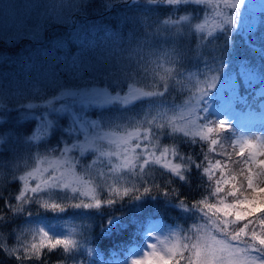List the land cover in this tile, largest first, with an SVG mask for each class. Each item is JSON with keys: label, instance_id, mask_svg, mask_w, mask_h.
<instances>
[{"label": "snow or ice", "instance_id": "snow-or-ice-1", "mask_svg": "<svg viewBox=\"0 0 264 264\" xmlns=\"http://www.w3.org/2000/svg\"><path fill=\"white\" fill-rule=\"evenodd\" d=\"M247 5L59 0L36 6L42 23L0 29V229H12L0 254L49 264L60 249L58 264H96L95 228L125 232L117 209L162 201L193 223L141 227L123 264H264V133H237L229 119L256 97L264 105V44L259 67L233 74ZM22 40L31 47L18 50ZM193 177L200 196L189 201L180 188ZM70 210L82 222L62 234L40 223Z\"/></svg>", "mask_w": 264, "mask_h": 264}, {"label": "trees", "instance_id": "trees-1", "mask_svg": "<svg viewBox=\"0 0 264 264\" xmlns=\"http://www.w3.org/2000/svg\"><path fill=\"white\" fill-rule=\"evenodd\" d=\"M251 1V0H248ZM59 2L58 1H52V0H44L43 3H54ZM99 3V0L96 2ZM163 15V14H158ZM261 15V13H255L251 10L250 6L247 5V8L243 12V20L247 21V24L245 25H251V28L255 25L257 19L255 17H258ZM12 19L15 21L17 26H19L23 22H27L28 20H31L34 24L42 23L43 22V16L41 14V11L32 9V12L30 14L22 15L20 12H14L12 14ZM261 19L258 21V26L255 31L251 30H242L240 36L243 37V40H240L239 38L236 39V50L238 52V55L240 59L237 62H234L232 64L233 71H235L238 68V64L240 63H255L257 67L261 64L260 59V46L264 44V30L261 29L260 25ZM149 23H152V20H148ZM12 22H9L6 20L3 23H0V29L5 28H11ZM249 36H251L252 41H254L253 44L249 43ZM249 43V44H248ZM163 47H167V45H162ZM196 43L195 39L193 38L192 43L190 45L191 49H195ZM31 47V44L27 40H22L20 42V47L18 50L23 51L25 49H28ZM3 44H0V50H2ZM259 50H257V49ZM210 52V48H205L204 53L207 55ZM194 55V53L190 52L189 56L191 57ZM195 63L193 60H189V66L191 64ZM5 68L3 65H0V71H4ZM10 70V68H9ZM15 86V85H13ZM224 96L227 98V96L230 94L227 89H221ZM258 91V89H257ZM174 96V102L176 104H181L183 101V96L179 94H173ZM260 103L259 97H256L252 102L250 107H256ZM242 108H247L248 106H241ZM239 109V107H237ZM170 141L168 138H164L162 140V143H169ZM181 148L183 151L187 152L189 149L181 145ZM196 178L193 177L192 183L188 187H181L180 191L183 195L187 196L189 201H192L194 199H198L200 196V193L197 191L196 188ZM8 190L12 193H15L17 191V188L15 185H9ZM231 199V198H229ZM56 213H46L44 214L45 218L40 222L42 226L46 225H52L53 229L56 233L62 234L64 229L71 228L73 226H78L82 221L78 217H73L72 211L70 210L68 213L62 214L65 218L64 219H58ZM116 215L120 216L122 215L124 219L122 222L126 225H128V229L125 232H122L120 234L114 233L110 238L103 237L100 235L99 228H95V244L91 245L92 247L96 248L98 252V256H93L91 259L96 261V264L99 263L98 258H104L109 260L118 258V255L123 256L122 254L126 248H130L133 246H136L138 244V238L142 237V232L140 231L141 227L147 228L149 226H152L153 223L160 221L164 225L167 226H174L176 227L179 225L182 228L187 229L193 221L191 219H188L187 217L181 216L178 212L171 208H166L162 201H158L156 203H153L151 201H148L144 204L143 209L141 212H137L136 209L132 207H124L122 210L117 209ZM102 217H97L94 219L93 223L94 225H98L102 222ZM87 222V221H85ZM24 226V217H18L15 222L12 225V228H18ZM0 231H4L6 234L11 233L12 229L5 228L0 229ZM50 234H52L50 232ZM27 239H31V236L29 235ZM131 239V243L129 244L128 241ZM9 243H14L13 237L11 235H8ZM62 259L60 255V249H57L53 253H51L48 256V262L49 264H58V261ZM0 264H42V261H36V260H26L23 262L16 261L15 259H10L6 256H3V254H0ZM65 264H71V261L66 260Z\"/></svg>", "mask_w": 264, "mask_h": 264}, {"label": "rangeland", "instance_id": "rangeland-1", "mask_svg": "<svg viewBox=\"0 0 264 264\" xmlns=\"http://www.w3.org/2000/svg\"><path fill=\"white\" fill-rule=\"evenodd\" d=\"M52 1H58V0H52ZM97 1L98 0H94V2H97ZM43 2L44 0H0V23L5 22L6 20L13 23L15 22L12 19V14H14V12L18 11L22 15H24V13L30 14L32 12V9L37 10L36 6ZM65 2L72 3V0H65ZM248 5L250 6L251 10L254 11L255 13L262 14V12H264V0H251V1H248ZM38 11H41V14H43L44 10L40 9ZM255 18L257 19V21L255 25L251 28V30L253 31L257 29L258 21L259 19H261V15ZM244 23L247 24V21L244 20ZM243 33L247 34V32H243ZM233 74L235 75L234 71H233ZM230 115L231 116L229 117V119L231 121L237 122L238 118L241 116V122L243 123V125L253 124V122L249 119L247 113L243 114V112L240 113L239 111L235 109L233 112L230 113ZM246 129L242 130V132H244L246 135L252 134L251 132H249L250 128L247 127ZM155 225L156 226L154 227V229L160 233L166 234L170 230V228H166L164 224L161 223L160 221H157ZM118 257H119V260L114 261V262H105L104 260H101V259H98V261H99V264H123V260L125 257L120 256V255H118Z\"/></svg>", "mask_w": 264, "mask_h": 264}]
</instances>
